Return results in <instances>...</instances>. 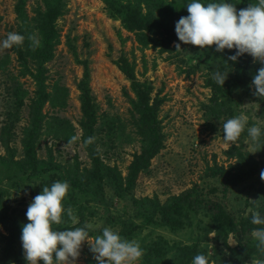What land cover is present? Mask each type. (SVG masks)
<instances>
[{"label": "rangeland", "instance_id": "obj_1", "mask_svg": "<svg viewBox=\"0 0 264 264\" xmlns=\"http://www.w3.org/2000/svg\"><path fill=\"white\" fill-rule=\"evenodd\" d=\"M188 2L0 0V40L9 32L25 36L22 45L0 48V264H27L20 240L25 213L54 181L69 183L63 203L71 212L55 227L89 224L92 238L112 228L139 242L138 264L147 256L151 264H191L201 253L209 264H232L229 247L246 239L257 250L241 264H264L252 232L225 237L211 208L220 202L238 227L256 212L264 216V135L254 142L247 134L252 125L264 132V98L251 86L264 65L243 54L244 69L235 74L228 59L235 49L180 42L175 23L188 15ZM228 2L241 9L254 0ZM138 18L156 19L161 28H137ZM216 71L228 72L223 87L213 79ZM83 82L94 111L87 133ZM241 113L245 131L225 143L223 122ZM149 144L158 151L127 186L135 156ZM186 193L200 202L175 226L164 222L162 208ZM75 264H96L87 242Z\"/></svg>", "mask_w": 264, "mask_h": 264}, {"label": "clouds", "instance_id": "obj_2", "mask_svg": "<svg viewBox=\"0 0 264 264\" xmlns=\"http://www.w3.org/2000/svg\"><path fill=\"white\" fill-rule=\"evenodd\" d=\"M187 16H181L175 23V33L180 42L205 48L214 46L216 52L235 49L228 59L235 62L243 54H249L264 65V0H254L247 7L237 9L228 0H190L187 3ZM32 46L39 41L29 35ZM25 36L9 32L0 40V48L10 49L22 45ZM180 44L176 43V49ZM227 62V61H226ZM228 72L216 71L215 82L222 86ZM251 86L254 95L264 98V66L253 75ZM248 118L243 113L223 122V140L235 143L245 131ZM247 134L252 141H257L264 132L256 125L247 126ZM76 137L69 140L71 143ZM264 179V170H261ZM70 185L67 181H54L45 185L35 195L26 210L27 223L22 225L20 240L27 264H75L80 256L82 244L87 242L96 264H138L144 250L136 240L121 236L118 231L105 227L102 233L90 237L89 224L74 228H58L65 214L71 215L65 208L64 199ZM253 225H264V216L256 212L251 217ZM252 236L258 241V247L264 251V227L254 228ZM191 264H209L205 254H197Z\"/></svg>", "mask_w": 264, "mask_h": 264}, {"label": "trees", "instance_id": "obj_3", "mask_svg": "<svg viewBox=\"0 0 264 264\" xmlns=\"http://www.w3.org/2000/svg\"><path fill=\"white\" fill-rule=\"evenodd\" d=\"M116 12H120V8L113 5L112 6ZM57 15V9H52L48 13V21L52 22ZM132 25H134L137 28H147V29H160V24L156 21V19H135L133 20ZM241 61V56H240ZM239 59L234 62L235 65V74L239 73L240 70L244 69L242 63L240 62L239 65ZM214 82V81H213ZM82 105H83V112L85 114L86 120L82 122V127L85 133L87 131L89 132L92 128V124L94 123V111H93V104L91 102V97L89 95V89L86 86L85 82L82 83ZM137 92H139L137 90ZM139 95V93H138ZM140 96V95H139ZM146 99L145 97L142 99V103H145ZM146 105V103H145ZM149 122V116L146 114L145 117L142 119V124L146 127L148 126ZM146 149L142 150L141 154L139 156H135V159L133 160L129 176L127 178V186L132 185L135 179V176L137 172L142 168L145 167V165L148 162V159L156 152L158 151V146H154L152 144L146 145ZM36 171V169H33V172ZM220 175L227 180L228 182L235 185L238 183V177L231 176L228 172L222 171ZM190 193L183 194L179 196L178 198L172 200L168 205H166L164 208H162V219L164 222L171 224L175 226V223L178 224V218L183 216V212L187 209L188 206H192L194 204H198L200 201H197L195 198L190 196ZM212 208V219L214 223L218 226L219 230L224 234L225 237L228 236L229 233H238L240 232V236L245 238L248 236V234H251L252 230L254 228L258 227H264V225H253L251 223V220H245L243 221L239 227L236 224V221L234 217L224 209V207L221 205L220 202L213 201L211 203ZM245 236V237H244ZM253 243L249 240H240L238 242L237 246L229 247L230 255L235 258V261L232 264H241L246 259H248L250 256L254 254V251H256V247L254 248ZM151 254L157 256L158 258L163 256L161 252L157 253V249L151 250ZM149 256H147L145 259L147 260L146 264H151L150 259H148ZM170 264V263H168ZM180 264V263H177Z\"/></svg>", "mask_w": 264, "mask_h": 264}]
</instances>
